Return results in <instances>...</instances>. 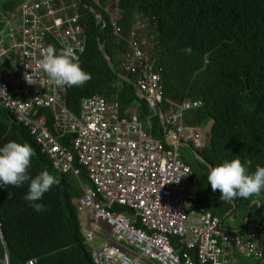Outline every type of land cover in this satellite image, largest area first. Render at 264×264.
Returning a JSON list of instances; mask_svg holds the SVG:
<instances>
[{
  "label": "trees",
  "instance_id": "16d2710c",
  "mask_svg": "<svg viewBox=\"0 0 264 264\" xmlns=\"http://www.w3.org/2000/svg\"><path fill=\"white\" fill-rule=\"evenodd\" d=\"M76 2L75 12L80 15L84 29L81 38L86 46L83 53L75 55L90 79L83 86L67 87L65 98L70 112L80 116L82 100L98 95L108 102L119 103L121 117L132 119L136 114L142 123L149 121L154 137L165 140L160 115L139 96L134 77L121 67L134 25L146 19L148 34H153L157 42L158 65L164 72L163 113H170L172 104L177 110L186 102L200 100L202 107L184 112L183 122L201 129L211 125L210 141L198 152L202 161L197 159L196 151L192 161L181 154L191 168L192 184L197 187L194 202L223 222L232 212L244 213L248 223L241 232L247 231L253 222L264 220V208L253 204L258 196L225 201L219 190L213 192L207 182L210 168L226 160L239 159L249 171H255L257 165L264 166V0ZM21 3L22 0H0V7L15 12ZM111 3H117L121 10L117 34L106 10ZM97 13L101 14L105 27L99 23ZM51 31L48 44L60 49L61 36L54 29ZM188 48L191 52L185 51ZM40 116L47 118L48 128L56 134L53 111L42 110ZM74 138L66 135L59 142L63 147L71 146ZM9 141L31 146L34 155L28 169L30 176L34 178L47 170L59 181L38 201L45 206L41 212L24 199L27 182L21 187L0 188V220L12 264H29L34 260L36 264H94L92 248L74 202L83 197L85 188H93L86 170L75 162L80 170L78 177L55 172L49 156L29 128L18 123L16 116L0 103V147ZM192 256L199 264L196 255ZM4 258L0 240V259Z\"/></svg>",
  "mask_w": 264,
  "mask_h": 264
},
{
  "label": "built area",
  "instance_id": "2783aa9c",
  "mask_svg": "<svg viewBox=\"0 0 264 264\" xmlns=\"http://www.w3.org/2000/svg\"><path fill=\"white\" fill-rule=\"evenodd\" d=\"M76 10V0H22L17 12L0 11V103L29 128L55 172L78 177L75 162L86 170L93 188H85L75 203L89 216L82 225L94 264H196L192 255L199 264H231L230 254L235 252L264 264V220L239 235L227 234L220 219L194 202L191 168L179 149L188 144L196 151L205 147L202 129L183 122L184 112L199 109L203 102L189 101L177 110L172 104L169 114L160 112L163 68L155 43L145 38L146 19L134 25L121 67L160 115L165 140L154 137L149 121L142 123L136 114L132 119L121 117L119 103L100 96L84 98L81 114L75 116L66 104L67 87L48 83L39 61L49 47L51 29L74 53L85 51ZM106 10L119 33V7L112 9L110 4ZM97 17L105 27L102 16ZM26 73L33 74L36 83H28ZM42 110L54 112L56 134L40 116ZM66 135L75 138L63 147L59 141ZM94 226L106 234L100 236ZM97 237L103 241L99 247L94 246Z\"/></svg>",
  "mask_w": 264,
  "mask_h": 264
},
{
  "label": "clouds",
  "instance_id": "9594fccd",
  "mask_svg": "<svg viewBox=\"0 0 264 264\" xmlns=\"http://www.w3.org/2000/svg\"><path fill=\"white\" fill-rule=\"evenodd\" d=\"M111 4L118 6L117 3ZM154 43L157 46L155 40ZM185 51L191 52V48ZM41 56L39 63L42 73L47 77L48 83L57 88L83 86L90 79L89 74L82 69L73 47L67 43L60 49L49 46L42 51ZM33 77V74H25L30 84L36 83ZM33 155L31 146L26 143L9 141L0 147V188H5L6 185L21 187L27 182L28 191L24 199L35 211L41 212L45 206L38 201L59 181L47 170L34 178L30 176L28 169ZM207 182L213 192L219 190L221 199L225 201L231 202L236 197L247 199L258 196L264 192V166L257 165L255 171H249L247 165L239 159L226 160L210 169ZM11 195L9 193V197Z\"/></svg>",
  "mask_w": 264,
  "mask_h": 264
},
{
  "label": "crops",
  "instance_id": "0c3cea01",
  "mask_svg": "<svg viewBox=\"0 0 264 264\" xmlns=\"http://www.w3.org/2000/svg\"><path fill=\"white\" fill-rule=\"evenodd\" d=\"M0 11H4V12H8L4 9H2L0 7ZM12 59H15V57H11ZM3 67H0V71H2ZM12 69L14 70V67H12ZM98 96V95H96ZM2 106V105H1ZM3 107V106H2ZM54 114V112H53ZM169 114V113H168ZM211 126V125H210ZM204 133V132H203ZM208 136H209V141H210V135L208 133ZM53 169V168H52ZM196 190H197V187L195 186ZM77 202V200H74V202ZM253 204H257L259 205L261 208H264V193L263 194H260L258 195L257 199L253 202ZM259 207V208H260ZM80 213V212H79ZM87 214H84V216H86ZM83 214L80 213V218H81V222L83 223L84 222V219L86 220L85 223L88 221V218L87 217H84ZM88 216V215H87ZM230 218V221L232 222V225L233 226H230V227H225L224 228V222L222 224V227L223 229L226 231L225 233L229 234H233L235 235V233H239V231L241 230L242 226L245 225V223H248L247 222V218L245 215H243L242 217L240 216L239 218H237L234 213L232 212L231 215L229 216ZM245 256H241L239 255L237 252H235L234 254H230V260H231V263H234V264H258L254 259H250L249 257L247 258L248 260L250 261H247L245 260Z\"/></svg>",
  "mask_w": 264,
  "mask_h": 264
},
{
  "label": "rangeland",
  "instance_id": "374dc122",
  "mask_svg": "<svg viewBox=\"0 0 264 264\" xmlns=\"http://www.w3.org/2000/svg\"><path fill=\"white\" fill-rule=\"evenodd\" d=\"M112 9H114V6H112ZM145 38L147 39V40H149V41H151V42H154V35L153 34H148V31H146V33H145ZM203 130V132H204V135H205V141L206 142H208L209 141V136H208V132H209V130H210V125L207 127V128H205V129H202ZM182 149V150H181ZM179 151H180V153L182 154V156H183V158L184 159H186L187 161H192V159L193 158H195V155H194V153H193V151L190 149V148H188V147H180V149H179ZM74 186L75 187H77V182L74 180ZM234 215L237 217V218H239L240 216L242 217L243 215H244V213H241V212H235L234 213ZM83 216H84V214H83ZM84 217H89V216H84ZM230 218V217H229ZM229 218H227L226 220H225V222H224V228L225 227H230V226H233L232 225V222L230 221V219ZM89 219V218H88ZM86 220H84V222H85ZM94 228V230L97 232V233H99L100 234V236H103L104 234H106V232L105 231H103V230H101V229H99L98 227H93ZM103 243V241L99 238V237H97L95 240H94V246H96V247H99L101 244ZM129 249H131L132 251H135V252H137L136 250H134L132 247H129ZM138 253V252H137ZM248 257H246L245 258V260H247V261H250V260H248L247 259ZM251 259V258H250ZM231 264H234V263H231ZM259 264V263H258Z\"/></svg>",
  "mask_w": 264,
  "mask_h": 264
},
{
  "label": "water",
  "instance_id": "95a60500",
  "mask_svg": "<svg viewBox=\"0 0 264 264\" xmlns=\"http://www.w3.org/2000/svg\"><path fill=\"white\" fill-rule=\"evenodd\" d=\"M98 16H100L101 14L100 13H97ZM102 51H104V47L102 46ZM109 60V64L110 66L112 67L113 70H116L115 69V66L113 64L112 61H110V59L108 58ZM137 91H138V94L139 96L142 98V95L140 94L138 88H137ZM160 112H162L163 114V110L162 108L160 107ZM188 147L191 149V150H194L192 146L188 145ZM195 151V150H194ZM196 157L199 161H202V159L199 157L198 155V152L196 153ZM211 169V168H210ZM196 189V188H195ZM221 223L223 224V221H221ZM0 240L3 244V247H4V250H5V258L4 259H0V263L2 264H12V261H11V254H10V250H9V246H8V242H7V239L5 237V234H4V231L2 229V223H1V220H0Z\"/></svg>",
  "mask_w": 264,
  "mask_h": 264
},
{
  "label": "bare ground",
  "instance_id": "6f19581e",
  "mask_svg": "<svg viewBox=\"0 0 264 264\" xmlns=\"http://www.w3.org/2000/svg\"><path fill=\"white\" fill-rule=\"evenodd\" d=\"M75 10V9H74ZM73 11V10H72ZM49 30H47L44 34H46L47 32H48ZM129 40V39H128ZM64 43H62L61 44V46L63 45ZM103 45V44H102ZM126 53V52H125ZM119 59V58H118ZM120 62V61H119ZM114 66H116V65H114ZM120 67V66H119ZM163 74H164V72H163ZM114 100V99H113ZM116 102V101H115ZM182 150V149H181ZM82 193H83V190H82ZM85 220V219H84Z\"/></svg>",
  "mask_w": 264,
  "mask_h": 264
},
{
  "label": "flooded vegetation",
  "instance_id": "af4514ba",
  "mask_svg": "<svg viewBox=\"0 0 264 264\" xmlns=\"http://www.w3.org/2000/svg\"><path fill=\"white\" fill-rule=\"evenodd\" d=\"M182 147H188V146H182ZM189 148V147H188Z\"/></svg>",
  "mask_w": 264,
  "mask_h": 264
}]
</instances>
